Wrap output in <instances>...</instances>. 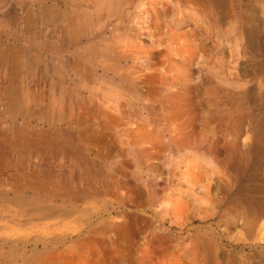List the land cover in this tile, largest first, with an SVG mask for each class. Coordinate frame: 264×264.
<instances>
[{
  "label": "rangeland",
  "instance_id": "374dc122",
  "mask_svg": "<svg viewBox=\"0 0 264 264\" xmlns=\"http://www.w3.org/2000/svg\"><path fill=\"white\" fill-rule=\"evenodd\" d=\"M102 2L0 0V264H264V0Z\"/></svg>",
  "mask_w": 264,
  "mask_h": 264
},
{
  "label": "bare ground",
  "instance_id": "6f19581e",
  "mask_svg": "<svg viewBox=\"0 0 264 264\" xmlns=\"http://www.w3.org/2000/svg\"><path fill=\"white\" fill-rule=\"evenodd\" d=\"M77 1V0H76ZM94 3H96L97 5H104V2H102V0H92ZM107 1V0H106ZM110 1V0H109ZM204 1V0H203ZM74 2V1H73ZM208 2V1H207ZM111 3V2H110ZM115 3V2H114ZM114 3H113V5H114ZM201 3H202V1H201ZM206 3V2H205ZM123 5V4H122ZM210 5V4H209ZM112 6V5H111ZM96 7H98V6H96ZM113 7V6H112ZM119 7V6H118ZM118 7H115V8H110V10L109 11H113V10H115V11H117L118 10ZM208 7V6H207ZM103 9V8H102ZM212 9V8H211ZM97 10H100V9H97ZM96 10V11H97ZM256 10V9H255ZM45 11V10H44ZM49 11V10H48ZM50 12V11H49ZM199 12V11H198ZM213 12V11H212ZM42 14H43V12H41ZM87 13V12H86ZM66 14V13H65ZM70 14V13H69ZM80 14V13H79ZM82 14H83V12H82ZM93 14V13H92ZM97 14V13H96ZM217 14V13H216ZM91 14H89V16H90ZM94 15H95V13H94ZM203 15V14H202ZM210 15V14H209ZM208 15V16H209ZM89 16H87V15H81V19H80V22H81V27H83V29L85 28L87 31H89V32H91L92 33V31H93V29L95 28V27H98V26H100V21H101V19H100V17L98 16V14H97V16L96 17H93V18H90ZM92 16V15H91ZM214 16H215V12H214ZM29 17V16H28ZM27 17V18H28ZM32 17V16H31ZM71 17V16H70ZM207 17V16H206ZM60 18H61V21H64V22H66V20H69V19H67L66 18V15H64V14H61L60 15ZM71 19V18H70ZM219 19V18H218ZM246 19H248V18H246ZM72 20V19H71ZM70 20V21H71ZM76 20V19H75ZM248 20H250V18L248 19ZM27 22V21H26ZM77 22V21H76ZM79 23V22H78ZM29 24V23H28ZM67 24H68V21H67ZM70 26H72V25H70ZM75 26H76V24H75ZM78 26V25H77ZM79 27V26H78ZM65 28H66V26H65ZM69 28V27H68ZM80 29V28H79ZM256 29H258V27H255L253 30L255 31ZM81 30V29H80ZM70 31H71V29H70ZM74 31H76V30H74ZM86 31V32H87ZM65 32V31H64ZM73 32V31H72ZM72 32H70L71 34H72ZM78 33H79V31H78ZM255 33V32H254ZM63 34V33H62ZM61 34V35H62ZM73 35V34H72ZM73 36H75V35H73ZM71 37V36H70ZM78 38V37H77ZM71 40H72V38H71ZM243 46V45H242ZM88 47V46H87ZM99 47V46H98ZM91 51H93V49L91 50ZM109 52V51H108ZM94 53V52H93ZM107 53V52H106ZM91 54V53H90ZM4 61V60H3ZM2 61V62H3ZM12 61V60H11ZM15 61V60H14ZM13 62V61H12ZM8 65H9V63H8ZM6 66V65H5ZM15 66V65H14ZM18 67V66H17ZM3 68V67H2ZM5 69H6V67H5ZM11 69H13V68H11ZM9 70V69H8ZM22 71V70H21ZM4 72V71H3ZM1 74V73H0ZM4 74H5V72H4ZM26 75V74H25ZM6 77V76H5ZM4 77V78H5ZM25 77V76H24ZM19 78V77H18ZM54 78V77H53ZM58 78V77H57ZM3 79V78H2ZM88 79H90V78H88ZM20 80V79H19ZM9 81V80H8ZM54 81V80H53ZM1 82V81H0ZM10 82H11V80H10ZM24 82V81H23ZM22 82V83H23ZM55 82V81H54ZM57 82V81H56ZM61 82V81H60ZM4 83V82H3ZM12 84V83H11ZM18 84V83H17ZM25 84V83H24ZM1 86L3 85V84H0ZM8 85H9V82H8ZM62 85V84H61ZM0 86V87H1ZM21 86V85H20ZM25 86V85H24ZM27 86V85H26ZM51 86V85H50ZM8 87V86H7ZM54 87V86H53ZM56 87V86H55ZM54 87V88H55ZM60 87V86H59ZM58 87V88H59ZM21 89V88H20ZM27 89V88H26ZM50 89H51V87H50ZM8 90H9V88H8ZM11 90V89H10ZM53 90V89H52ZM16 91V90H15ZM21 91V90H20ZM22 91H23V89H22ZM56 91V90H55ZM54 91V92H55ZM94 91V90H93ZM29 92V91H28ZM95 92V91H94ZM1 93V92H0ZM5 93V92H4ZM21 93V92H20ZM51 93V92H50ZM50 93H49V95H50ZM57 93V92H56ZM9 94V93H8ZM17 94H19V93H17ZM22 94V93H21ZM32 94V93H31ZM70 94V92L68 93V95ZM58 95V94H57ZM64 95V94H63ZM68 95H67V97H68ZM9 97H8V101H9V104H10V108L13 110V109H15V110H17L18 109V106L19 105H26V106H29V105H31V103H33V100L30 98L31 96H30V94H27V93H23L22 94V96L21 95H19L20 96V98L15 94V93H13V92H10V94L8 95ZM39 96V95H38ZM116 96V95H115ZM6 97V96H5ZM34 97V96H33ZM35 97H37V96H35ZM77 97V96H76ZM78 97H80V96H78ZM77 97V98H78ZM40 99H42V98H40ZM49 99V98H48ZM59 99V98H58ZM68 99V98H67ZM71 99V98H70ZM73 99H75V98H73ZM104 99V98H103ZM6 100V99H5ZM43 100V99H42ZM69 100V99H68ZM2 101H3V99H2ZM35 101V100H34ZM49 101H50V99H49ZM73 101V100H72ZM75 101V100H74ZM74 101L72 102V103H74ZM3 102H5V101H3ZM48 102V101H47ZM52 102H53V99H52ZM56 102V101H55ZM58 102V101H57ZM57 102L55 103L56 105H57ZM50 103V102H49ZM48 103V104H49ZM88 103V102H87ZM34 104V103H33ZM41 104H42V102H41ZM65 104H67L66 102H65ZM38 105V104H37ZM36 105V106H37ZM47 105V104H46ZM8 106V105H7ZM44 106V105H43ZM76 106H78V104L76 105ZM88 106V105H87ZM33 107H34V105H33ZM32 106H31V108H33ZM42 107V106H41ZM73 107H74V105H73ZM52 108V107H51ZM51 108H49V109H51ZM66 108V107H65ZM36 109V108H35ZM45 109H47L46 107H45ZM49 109H47V110H49ZM54 109V108H53ZM86 109H88V107L86 108ZM94 109V108H93ZM34 110V109H33ZM37 110V109H36ZM60 110V109H59ZM3 110H2V108H1V110H0V112H2ZM17 111H19L20 112V110H17ZM26 111V110H25ZM25 111H23V113L25 112ZM28 111L31 113V110H29L28 109ZM35 111V110H34ZM40 111H41V108H40ZM52 111V110H51ZM67 111V110H66ZM69 111V110H68ZM103 111V110H102ZM11 112V111H10ZM15 112V111H14ZM27 112V111H26ZM47 112V111H46ZM105 112V111H104ZM103 112V113H104ZM17 113V112H16ZM22 113V114H23ZM28 113V112H27ZM29 113V114H30ZM36 112H33V114H31V115H34ZM40 113V112H39ZM38 112H37V115L39 114ZM41 113H43V112H41ZM63 113V112H62ZM1 114H3V113H1ZM6 114H7V112H6ZM21 114V115H22ZM9 115V114H8ZM7 115V116H8ZM16 115V114H15ZM20 115V114H19ZM50 115H51V113H50ZM5 116V115H4ZM12 116V115H11ZM24 116V115H23ZM49 116V115H48ZM62 116V115H61ZM29 117H32V116H29ZM38 117H40V116H38ZM37 117V118H38ZM46 117H47V114H46ZM50 117V116H49ZM52 117V116H51ZM14 118V117H13ZM37 118H36V120H37ZM45 118V117H44ZM61 118V117H60ZM85 118V117H84ZM46 119V118H45ZM40 120V119H39ZM70 120H72V119H70ZM51 121V120H50ZM65 123V122H64ZM69 123H71V122H69ZM27 125V124H26ZM67 125V124H66ZM79 125V124H78ZM19 127V126H18ZM103 127V126H102ZM16 129V128H15ZM75 129V128H74ZM77 129V128H76ZM28 130V129H27ZM50 130V129H49ZM58 130H60V129H58ZM70 130V129H69ZM12 131H13V129H12ZM11 131V132H12ZM16 131V130H15ZM48 131V130H47ZM50 131H52V130H50ZM56 131V130H55ZM71 131H72V129H71ZM1 132L3 133L4 131H3V129H1ZM24 132V131H23ZM60 132V131H59ZM58 132V133H59ZM76 132V131H75ZM19 133V132H18ZM56 133V132H55ZM65 133V132H64ZM73 133V132H72ZM5 134H6V132H5ZM11 134V133H10ZM14 134V133H13ZM31 134V133H30ZM51 134V133H50ZM66 134V133H65ZM78 134V133H77ZM7 135V134H6ZM5 135V136H6ZM41 135V134H40ZM39 135V136H40ZM52 135V134H51ZM67 135V134H66ZM65 135V136H66ZM76 135V134H75ZM18 136H20L19 134H18ZM68 136V135H67ZM70 136V135H69ZM68 136V137H69ZM73 136V135H72ZM71 136V137H72ZM77 136V135H76ZM14 137H15V135H14ZM55 137V136H54ZM74 137V136H73ZM72 137V138H73ZM6 138V137H5ZM10 138V137H9ZM45 138H47V137H45ZM57 138V137H56ZM60 138V137H59ZM62 138H63V136H62ZM3 139V138H2ZM30 139V138H29ZM48 139V138H47ZM61 139V138H60ZM59 139V140H60ZM71 139V138H70ZM5 140V139H4ZM56 140V139H55ZM62 140V139H61ZM6 141V140H5ZM73 142H74V140H72ZM1 142V141H0ZM7 142H9V141H7ZM10 142H11V140H10ZM31 142V141H30ZM46 142V141H45ZM49 142H51V141H49ZM48 142V143H49ZM4 143V142H3ZM20 143H22V142H20ZM39 143V142H38ZM60 143H62V144H64V145H66V143L64 142V141H60ZM71 143V142H70ZM1 144V143H0ZM4 144H6V143H4ZM11 145V144H10ZM70 145H73V144H70ZM76 145V144H75ZM46 146H48V145H46ZM67 146V145H66ZM79 146V145H78ZM259 146H260V144L259 143H257V145H256V148H257V150L258 149H260L259 148ZM5 147H6V145H5ZM32 147H34V146H32ZM31 147V148H32ZM68 147V146H67ZM72 147V146H71ZM70 147V148H71ZM48 148V147H47ZM72 148H74V145H73V147ZM72 148H71V150H72ZM77 148V147H76ZM17 149V148H16ZM39 149H42L43 150V148H40L39 147ZM49 149H50V147H49ZM9 151L11 150V149H8ZM63 150V149H62ZM69 150V149H68ZM84 150V149H83ZM44 151H45V149H44ZM82 151V150H81ZM11 152V151H10ZM61 152V151H60ZM71 152V151H70ZM84 152V151H83ZM72 153V152H71ZM70 153V154H71ZM75 155V154H74ZM78 156V155H77ZM5 157V156H4ZM15 157V156H14ZM11 158V157H10ZM16 158V157H15ZM77 158V157H76ZM2 158L0 157V160H1ZM72 159V158H71ZM73 161H74V159H72ZM80 160H82V159H80ZM85 160V159H84ZM87 160V159H86ZM89 161H90V159H89ZM88 162V161H87ZM15 163V162H14ZM17 164V163H16ZM88 164V163H87ZM87 164H85L86 166H88ZM90 164V163H89ZM13 165V164H12ZM61 165V164H60ZM11 166V165H10ZM9 168V167H8ZM1 170H2V167L0 168ZM18 169V168H17ZM16 169V170H17ZM8 170V169H7ZM3 171V170H2ZM5 171V170H4ZM37 174L36 173H34V176L33 177H35ZM49 176H50V174H49ZM25 177V176H24ZM27 177V176H26ZM40 177V176H39ZM44 177V176H43ZM4 178V177H3ZM21 178V177H20ZM37 178V177H36ZM33 179V178H32ZM48 177H45L44 179L42 178V180H44V183H43V181H42V184L40 185V187H37L38 186V184H36L37 186H35L34 187V185H32V183H31V186H30V191H32L33 192V194H37V192L41 189L42 191H43V195H49L48 194V190H47V188H48ZM1 180V179H0ZM18 180V179H17ZM36 180V179H35ZM40 180V179H39ZM2 181V180H1ZM1 181H0V183H1ZM23 181V180H22ZM33 181V180H32ZM6 182V181H5ZM22 183V182H21ZM30 183V182H29ZM33 183H34V181H33ZM40 183V182H39ZM56 183V182H55ZM3 184V183H2ZM19 184V183H18ZM7 185V184H6ZM14 185V184H13ZM29 185V184H28ZM27 185V186H28ZM0 186H2L1 184H0ZM4 186H5V183H4ZM3 186V187H4ZM8 186V185H7ZM15 186V185H14ZM10 187V186H9ZM18 187H20V186H18ZM6 188V187H5ZM5 188H4V190H5ZM15 188V187H14ZM21 188V187H20ZM12 189V188H11ZM15 191H17V190H15ZM20 191V190H19ZM56 191H58V190H56ZM1 192V191H0ZM27 192V191H26ZM93 192V191H92ZM24 193V192H23ZM50 193V192H49ZM85 193V192H84ZM90 193V192H89ZM40 194V193H39ZM80 194H81V192H80ZM88 194V193H87ZM92 194V193H91ZM58 196H59V193H58ZM92 196V195H91ZM15 197V196H14ZM51 197V196H50ZM54 197V196H53ZM10 203H11V205L13 204L14 206H18V207H23V206H32V207H34V208H38V210H40V212H41V214H42V220L43 219H47V218H49V215H48V213H49V210L47 209V207H45L43 204H38L37 202H30V201H28V200H26V199H24V198H22V197H20V196H18V197H16L14 200H11L10 201ZM255 214H253V216H254ZM259 215L260 214H257V215H255L254 216V219H255V221L257 220V218L259 217ZM254 219H253V221H254ZM260 219V218H259ZM39 220V219H38ZM254 221V222H255Z\"/></svg>",
  "mask_w": 264,
  "mask_h": 264
},
{
  "label": "crops",
  "instance_id": "0c3cea01",
  "mask_svg": "<svg viewBox=\"0 0 264 264\" xmlns=\"http://www.w3.org/2000/svg\"><path fill=\"white\" fill-rule=\"evenodd\" d=\"M116 68V66H114ZM102 80H104V82H107L105 78H102Z\"/></svg>",
  "mask_w": 264,
  "mask_h": 264
}]
</instances>
